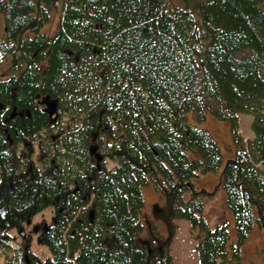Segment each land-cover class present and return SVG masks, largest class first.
I'll return each mask as SVG.
<instances>
[{"label":"trees","instance_id":"obj_1","mask_svg":"<svg viewBox=\"0 0 264 264\" xmlns=\"http://www.w3.org/2000/svg\"><path fill=\"white\" fill-rule=\"evenodd\" d=\"M52 10L49 35L41 27ZM0 12V63L12 70L0 102L29 107L21 137L38 138L46 123L31 109L36 94L57 98L59 109L58 134L39 137L53 164L41 168L0 140V255L14 242L10 228L53 206L42 238L49 255L37 264H172L137 239L150 184L165 197V224L184 219L200 233L199 264L238 260L254 224L264 227V0H0ZM189 111L229 122L231 157L222 162ZM239 113L251 115V137ZM93 142L111 166L96 167ZM217 170L213 192L195 186L198 172ZM219 187L232 242L225 220L211 226L204 215Z\"/></svg>","mask_w":264,"mask_h":264},{"label":"rangeland","instance_id":"obj_2","mask_svg":"<svg viewBox=\"0 0 264 264\" xmlns=\"http://www.w3.org/2000/svg\"><path fill=\"white\" fill-rule=\"evenodd\" d=\"M57 13L52 10L51 18L44 23L41 31H45L51 35L57 24ZM3 16L0 12V34L3 32ZM7 67V61L0 63V78ZM264 114V112H263ZM188 120L200 127L206 128L212 138L218 143L221 153L222 162L231 157L234 153V147L230 138V126L227 120L215 118L210 113L202 121H197L193 111L187 113ZM65 121L70 122L69 117H64ZM251 119L250 114L239 113L237 115L238 129L243 137H249L252 134L249 126ZM33 148L36 150V141L33 142ZM34 158V153L31 155ZM103 164L109 167L113 164L107 158L103 159ZM219 170L206 173L198 172L193 177L195 186L203 188L208 192H213L217 185ZM142 195L144 199V207L139 217L143 223V229L138 233V240H151L153 248H160L161 254L168 253L172 258V264H199L198 252L196 249L198 235L200 233L196 229H191L188 222L184 219L172 218L170 223L165 224L163 218L167 214V205L165 197L154 190L150 184L142 186ZM156 207V209H155ZM53 214L51 206H46L42 210L34 213L29 223L45 221L49 223V219ZM204 215L209 225L225 220L229 227V241L235 240L234 218L229 209L225 206L224 192L219 187L216 191L204 200ZM25 237L22 239L15 227L9 229V233L13 237V244L7 249L2 256L0 255V264H24L21 259L23 257L24 246L25 252L31 254L35 260H43L49 255L48 249L43 241H38L39 237L35 234L28 235L27 226H22ZM29 240V241H27ZM30 256V255H29ZM32 262V261H31ZM226 264H264V227L257 224L251 228L246 238L240 245V258L238 260L229 258Z\"/></svg>","mask_w":264,"mask_h":264},{"label":"flooded vegetation","instance_id":"obj_3","mask_svg":"<svg viewBox=\"0 0 264 264\" xmlns=\"http://www.w3.org/2000/svg\"><path fill=\"white\" fill-rule=\"evenodd\" d=\"M7 69L4 70L3 76H1L0 81L3 79H6L9 74L12 72V70H9V67H6ZM43 104H40L38 102L37 97L35 96L34 103L31 106L32 110H37V108L42 111ZM57 111H59L58 106H57ZM43 112V111H42ZM31 111L28 108H17L16 106H7L4 105L2 102H0V140H5L6 145H5V150L6 152H12L17 155L23 156L25 154V149H27L28 155L30 158L33 160L35 165L39 166L42 168L44 164H47V162H50L53 164V158L50 157L49 153H42L40 152V145L43 143V140H47L48 138L50 140H53L54 137L58 134L57 132V121L58 117L54 122H49L47 115L43 112L46 118V123L45 125L37 128L35 130V136H38V138L30 139L27 140V138L21 137L23 135L21 133L22 129L21 126L24 123L25 117H30ZM59 116V114H58ZM40 135H42L44 138L43 140H40ZM95 136V133H94ZM36 141V150L33 148V142ZM94 143V142H93ZM89 147V146H88ZM98 150V149H97ZM32 153H34V158L31 157ZM28 156V157H29ZM93 159L94 164L96 167L99 169L101 167V164L103 163V157L99 161V167L97 166L95 159ZM89 199H87V202ZM52 212L53 206H51ZM90 213V210H89ZM31 218V217H30ZM30 218L25 219L22 221L17 227H15L18 231L22 232V239L25 237V234L22 231V226H27L28 227V232L26 234V239H28V235L35 234L37 236H41L43 238V234L45 231L48 229L49 225L54 221V212L51 215L49 219V223H46L45 221H38L35 223H29ZM38 240H43L37 237ZM29 241V240H27ZM30 255V256H29ZM26 256V255H25ZM24 256V260L26 264H37V260L31 254L28 253L27 258ZM32 261V262H31Z\"/></svg>","mask_w":264,"mask_h":264},{"label":"water","instance_id":"obj_4","mask_svg":"<svg viewBox=\"0 0 264 264\" xmlns=\"http://www.w3.org/2000/svg\"><path fill=\"white\" fill-rule=\"evenodd\" d=\"M40 104H43L42 111L47 115L49 122H54L58 116L57 111V98L51 97L49 94L44 95H35ZM88 152L95 159L97 166L99 167V161L102 158V155L97 151V145L92 143L88 147ZM4 207L0 208V214L3 212ZM92 211L90 210L89 217L91 218ZM143 244L147 246V251L150 252V247L148 246L147 240H141ZM160 251V248H159ZM161 253V251H160ZM27 258V257H26ZM36 264V263H35Z\"/></svg>","mask_w":264,"mask_h":264},{"label":"crops","instance_id":"obj_5","mask_svg":"<svg viewBox=\"0 0 264 264\" xmlns=\"http://www.w3.org/2000/svg\"><path fill=\"white\" fill-rule=\"evenodd\" d=\"M251 120V119H250ZM252 136V134L249 136V137H251Z\"/></svg>","mask_w":264,"mask_h":264}]
</instances>
